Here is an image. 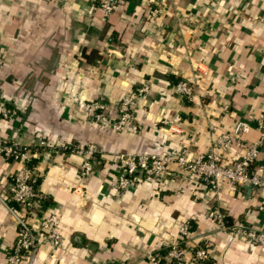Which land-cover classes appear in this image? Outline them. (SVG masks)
Instances as JSON below:
<instances>
[{
    "label": "crops",
    "instance_id": "1",
    "mask_svg": "<svg viewBox=\"0 0 264 264\" xmlns=\"http://www.w3.org/2000/svg\"><path fill=\"white\" fill-rule=\"evenodd\" d=\"M98 2L0 0V102L9 110L0 115V141L30 148L39 177L41 197L28 217L37 242L32 264H145L182 225V260L162 264H264V247L233 237L208 216L217 209L264 228V189L224 184L214 192L174 162L156 180L126 189L116 182L120 152H206L212 122L217 132L250 125L233 138L225 164L260 137L264 0H122L109 16ZM183 77L192 82L190 100L175 92ZM145 83L150 91L137 100L133 122L115 130L121 100ZM97 99L105 102L100 122L83 112ZM59 142L70 148L53 151ZM89 144L101 152L84 177L78 150ZM258 164L264 166V150ZM20 166L0 155V264H8L23 215L4 199ZM47 215L59 218L58 245L40 225ZM200 248L208 257L196 260Z\"/></svg>",
    "mask_w": 264,
    "mask_h": 264
},
{
    "label": "built area",
    "instance_id": "2",
    "mask_svg": "<svg viewBox=\"0 0 264 264\" xmlns=\"http://www.w3.org/2000/svg\"><path fill=\"white\" fill-rule=\"evenodd\" d=\"M98 6L105 16L115 13L122 0H98ZM157 9L150 11L152 15L157 14ZM2 57L0 55V62ZM175 92L188 100L193 97V86L190 78H180L175 83ZM150 91L149 84H143L137 90L123 97L120 102L119 118L111 125L115 130L123 131L134 120V108L137 100L147 97ZM227 106H224L225 109ZM105 102L102 99L92 100L83 104L85 116L94 118L96 121H103V110ZM0 115L9 116L8 108L0 102ZM257 128L260 130V137L252 145L243 151L239 156L232 157L230 164L222 162L224 154L227 152L234 137L246 134L250 125L246 122H236L231 127L221 132H217V125L212 122L210 125L211 145L206 152L190 154L186 148L164 150L159 153L150 152H120L117 154L118 167L120 169L117 176V186L126 189L130 185L140 182L143 178L156 180L167 172L169 163L174 162L180 167H184L187 174L205 182L209 188L217 192L221 185L228 184L235 187L250 185L251 188L264 189V166L258 164L260 151L264 150V113L256 120ZM40 147H47L49 144L41 140ZM67 143L59 142L52 146L53 151L69 149ZM79 153L83 155L80 166L81 175L89 176L93 170V158L101 152L96 144H89L82 147ZM0 155L12 160L21 162L18 171L12 176L8 193L4 197L5 202L13 212H17L10 201L16 202L23 211V215H18V232L13 248L8 255V264H32L37 248L36 234L32 225L28 221L35 204L40 199V193L33 185L35 168L29 165L32 159L31 149L14 142L0 141ZM140 173V174H139ZM208 216L218 221L219 227L227 230L230 234L239 239H243L261 247H264V228H255L248 223L235 219L231 225L226 224L225 214L217 209H210ZM59 218L55 215H47L41 218L40 225L53 245L60 243L61 236L57 231ZM187 236L186 226L179 228V236L170 240L162 248H166L165 254L160 250H153L147 253L145 264H162L166 261H180L184 256V248L181 243ZM27 256L29 259L26 260ZM208 257L205 249H197L194 253L196 260H203ZM99 264H112L101 262ZM120 264H136L133 260H128Z\"/></svg>",
    "mask_w": 264,
    "mask_h": 264
},
{
    "label": "trees",
    "instance_id": "3",
    "mask_svg": "<svg viewBox=\"0 0 264 264\" xmlns=\"http://www.w3.org/2000/svg\"><path fill=\"white\" fill-rule=\"evenodd\" d=\"M180 78H178L176 81H175V83L179 80ZM186 100H187V98L186 97H184ZM36 161V159H31V161H30V163H29V165L31 166V167H34V162ZM33 185H34V187H35V189L38 191V185H39V177H38V174H37V172H36V170H35V176H34V181H33ZM39 192V191H38ZM10 204H16L17 205V203L16 202H14V201H10ZM225 222H226V224H228V225H231V223H232V218H230L229 216H227L226 214H225ZM166 251H167V249L166 248H162L161 250H160V252H161V254H165L166 253Z\"/></svg>",
    "mask_w": 264,
    "mask_h": 264
},
{
    "label": "water",
    "instance_id": "4",
    "mask_svg": "<svg viewBox=\"0 0 264 264\" xmlns=\"http://www.w3.org/2000/svg\"><path fill=\"white\" fill-rule=\"evenodd\" d=\"M244 187H245L247 190H249V191L251 190V186H250V185H245Z\"/></svg>",
    "mask_w": 264,
    "mask_h": 264
}]
</instances>
